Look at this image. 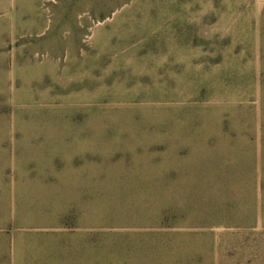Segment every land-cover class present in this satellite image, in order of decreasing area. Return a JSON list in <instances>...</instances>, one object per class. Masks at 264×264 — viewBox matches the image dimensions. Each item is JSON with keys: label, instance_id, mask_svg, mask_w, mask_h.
Instances as JSON below:
<instances>
[{"label": "rangeland", "instance_id": "1", "mask_svg": "<svg viewBox=\"0 0 264 264\" xmlns=\"http://www.w3.org/2000/svg\"><path fill=\"white\" fill-rule=\"evenodd\" d=\"M258 25L264 0H0V264H264V157L216 181L201 142L204 58Z\"/></svg>", "mask_w": 264, "mask_h": 264}, {"label": "crops", "instance_id": "2", "mask_svg": "<svg viewBox=\"0 0 264 264\" xmlns=\"http://www.w3.org/2000/svg\"><path fill=\"white\" fill-rule=\"evenodd\" d=\"M204 64L205 98L209 97V110L206 104L205 111L210 113L212 125L203 126L202 154L204 165L214 167V177L217 173L220 176L216 181H222L227 173L236 172L226 167H259L264 157V36L261 26L255 27L253 32L247 29L246 36L237 44L220 45L218 54L211 57L210 52ZM208 68L209 71L212 68L209 81ZM186 134L181 140L188 145L189 131ZM217 166L221 167L219 171ZM52 232L48 244L53 257L60 250L61 229ZM62 232L65 234L66 229Z\"/></svg>", "mask_w": 264, "mask_h": 264}]
</instances>
